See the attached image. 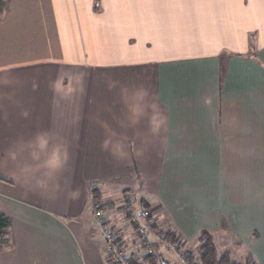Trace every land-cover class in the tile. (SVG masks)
I'll return each instance as SVG.
<instances>
[{"label":"crops","instance_id":"crops-1","mask_svg":"<svg viewBox=\"0 0 264 264\" xmlns=\"http://www.w3.org/2000/svg\"><path fill=\"white\" fill-rule=\"evenodd\" d=\"M4 1L0 214L10 227L0 264H110L101 235L93 243L90 187L105 203L99 182L108 193L118 176L192 260L201 244L185 239L202 232L222 263L264 264V164H250L254 149L264 155V0ZM174 65L187 74L173 106L163 90L177 83ZM189 149L211 157L206 170L172 162ZM106 215L140 260L126 215Z\"/></svg>","mask_w":264,"mask_h":264},{"label":"built area","instance_id":"built-area-1","mask_svg":"<svg viewBox=\"0 0 264 264\" xmlns=\"http://www.w3.org/2000/svg\"><path fill=\"white\" fill-rule=\"evenodd\" d=\"M91 206L98 232L105 243L108 260L113 264H132V254L123 245V242L117 239L118 236L104 211V203L92 199ZM120 206L128 223L134 227L135 240L138 243V249L141 250V257H151L153 264H169L166 254L155 247V243H159L166 246L175 255L177 264H190L188 252L179 248L175 241L166 240L163 233L154 229L149 210L142 206L132 190L124 191Z\"/></svg>","mask_w":264,"mask_h":264},{"label":"rangeland","instance_id":"rangeland-1","mask_svg":"<svg viewBox=\"0 0 264 264\" xmlns=\"http://www.w3.org/2000/svg\"><path fill=\"white\" fill-rule=\"evenodd\" d=\"M263 54H264V52H263ZM262 56V55H261ZM254 60V59H253ZM255 61V60H254ZM261 61V60H260ZM262 62V61H261ZM263 63V62H262ZM81 64H83V65H80V67L81 66H86V65H84V63H81ZM259 64V63H258ZM98 65H104V64H95V65H93V66H95V67H97ZM260 66H262L263 67V65H261V64H259ZM88 66H90V64L88 65ZM87 66V67H88ZM110 66V65H109ZM179 67H180V65H174V66H172V68L171 69H173V71H176L177 69H179ZM184 67H181L177 72H176V76L175 75H173V71L172 70H169V73H170V75H171V77L172 76H175V78L177 79V83H175L174 81H172L171 83L172 84H168V86L163 90V92H164V95H168L169 97H171L172 95H174V88H173V86H179V80H183V79H186L185 77H184V74H187V70L186 71H184ZM179 72H181V74L179 73ZM192 80V81H194L195 83H198L199 81H197L196 80V78L195 77H192V76H189L188 77V80ZM78 82V81H77ZM175 84H178V85H175ZM201 87H202V85H201ZM200 85H198V86H196L195 87V89H194V92L193 93H195V95L196 94H198L199 92H200ZM205 94H206V92H205ZM173 98V106L174 105H176V103H175V101H176V99H175V97H171V99ZM173 109H174V107H173ZM188 117H190V115H188ZM188 122H190V121H188ZM188 125V126H187ZM183 126H185L186 127V131L190 134V133H192V134H190L189 135V137L190 136H194V133H195V129H194V125H192V124H184ZM183 143H186V144H191V143H193V139H191V138H188L186 141H182ZM189 148V147H188ZM262 150H264V148H262ZM183 152V151H182ZM186 153V152H185ZM260 153L258 152V151H256V149H254L253 150V152H252V157H251V161H250V164H252V167L253 168H255V167H257L256 165H259V164H264V155H260ZM210 158L211 157H209V156H207V155H205V156H196V154H195V152L194 151H192V150H188L187 151V153H186V155H184V154H181V155H177V160H174V161H172L173 163H177L178 165V168H181V167H192V166H195L196 165V160L198 159V160H200L202 163H203V167L205 168V170H206V168H207V165L209 164V162H210ZM186 172H183V176L185 177L186 176ZM109 179H111V178H109ZM127 179H126V176H118V177H113L112 178V184H111V188L110 189H108L109 191H108V193H107V184L106 183H104V182H99V184H101V187H103L104 188V190H103V192H106V194L105 195H107V196H105V198H103V201L105 202L104 203V211H105V213H109V215H111V217L113 216L117 221H118V219H119V222L120 221H122V222H124V220L126 219L125 218V213H124V211H123V209H122V207H120V201H121V198H122V195H123V191H124V189L123 188H125L126 186H129L130 185V183H128V181H126ZM190 180H191V175H190ZM97 183V182H96ZM98 184V183H97ZM105 184V185H104ZM91 192H93V190L94 189H96L97 188V186H95V184L93 183L92 185H91ZM133 188H135V187H133ZM120 190V191H119ZM126 190H132L133 191V189L132 188H127ZM134 192V191H133ZM103 196V197H104ZM177 207H178V205H177ZM179 208V207H178ZM179 210V212H180V215L183 213V211H181L180 209H178ZM107 211V212H106ZM110 211V212H109ZM91 214H92V211L90 212ZM154 215V214H153ZM178 215V214H177ZM192 215H194V214H192ZM90 219V218H89ZM165 220V221H164ZM163 222H165V223H167V224H171V221H170V219L168 218V216L167 215H162L161 216V220L159 221V219H158V223L159 224H161V225H163ZM91 223H92V225H93V229H94V231L96 232V236L94 235V238H93V243H95V245L97 244V245H99L98 243L99 242H101V240H100V238H99V236H100V234H99V232H98V229H97V227L95 226V224H94V222H93V216H91ZM154 223V222H153ZM189 230V229H188ZM220 234V233H219ZM220 235H223L222 237H218L219 235H217V239H219V241L223 244V245H221L222 247L223 246H226V245H229V244H231V239H230V236H228L227 234H220ZM191 237H187L188 239H185V242H186V246L187 247H190V248H193V246L195 245V246H197V244L201 241L200 240V237H203V235H200V234H195L194 236H192V235H190ZM91 237V236H90ZM102 237V236H101ZM204 237H206V235L204 236ZM82 241V240H81ZM80 241V255H81V257H82V259L84 258V260H85V263H88V261H89V259H88V254H87V246L85 245V241L83 242H81ZM96 245V246H97ZM219 246H220V244H219ZM220 246V247H221ZM230 246V245H229ZM228 246V247H229ZM98 247V246H97ZM221 247V248H222ZM232 248V247H231ZM226 249H229V248H226ZM238 250H239V247L237 248ZM100 251V250H99ZM84 256V257H83ZM236 257L238 258V256L236 255ZM102 258H103V256L100 254V252H99V254H98V259L99 260H101L102 261ZM229 258H230V260L232 259V257H230V255H229ZM237 258H233V260H239V259H237Z\"/></svg>","mask_w":264,"mask_h":264},{"label":"trees","instance_id":"trees-1","mask_svg":"<svg viewBox=\"0 0 264 264\" xmlns=\"http://www.w3.org/2000/svg\"><path fill=\"white\" fill-rule=\"evenodd\" d=\"M5 5H6L5 1L0 0V11L3 10V7H5ZM124 191H123V193H124ZM100 198H101V196L99 194V191L97 189H94L92 192V199H96V200L101 201ZM9 227H10L9 218L0 214V251L2 250L5 242H7L6 237L9 235ZM162 233H163L165 239L169 240L170 238H168V237H171L170 241L175 240L174 239V233L169 232V231H164ZM200 235H203V237H200L201 248H200L199 252L197 253V256L194 260H192V257L190 258V256H189L190 264H197L196 261L200 262L201 264H229V263H222V262H224L223 260H225L224 258L218 257V259H217L215 257V249L216 248H215V245H214L213 241L211 240V238L208 235H206V237H204L205 233H202V232L200 233ZM117 239H119V237H117ZM179 248H181V246H179ZM228 254L229 253H227V256H228ZM227 256H224L226 258V260H227ZM214 257H215V259H214ZM105 258H107L106 255H105ZM107 260H108V258H107ZM152 261H153V259L151 257H148V256L141 257L140 260H138V257L132 256V264H153ZM143 262H146V263H143ZM110 264H113V263H110Z\"/></svg>","mask_w":264,"mask_h":264}]
</instances>
